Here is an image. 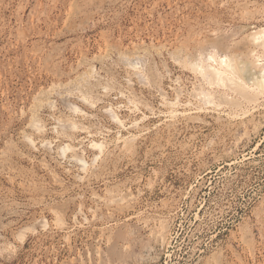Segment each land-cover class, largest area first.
<instances>
[{
  "label": "rangeland",
  "instance_id": "1",
  "mask_svg": "<svg viewBox=\"0 0 264 264\" xmlns=\"http://www.w3.org/2000/svg\"><path fill=\"white\" fill-rule=\"evenodd\" d=\"M263 29L264 0H0V264H264V95L207 70L252 89Z\"/></svg>",
  "mask_w": 264,
  "mask_h": 264
},
{
  "label": "bare ground",
  "instance_id": "2",
  "mask_svg": "<svg viewBox=\"0 0 264 264\" xmlns=\"http://www.w3.org/2000/svg\"><path fill=\"white\" fill-rule=\"evenodd\" d=\"M252 42L254 43V44H256V46L257 47H261V48H263L264 49V29L263 30H261V31H259V32H257V33H255V34H253L252 35ZM248 43V42H247ZM214 51V50H213ZM253 51H255V50H253ZM215 55V54H214ZM257 55V54H256ZM256 55H254V53L251 55L252 57V60L251 61H247L246 62V64L245 65H243V66H245L246 68L248 67V66H251V68H254V69H256V72H255V74L256 75H250L251 76V78H248L249 79V81L248 82H250V81H252V82H250L251 84H252V86H254L252 89H248V87H246V84H245V82L243 81L244 80V78L240 75V70H239V65H238V67H235V63L233 62V61H235V60H233L231 57L230 58H228V57H222V58H219L218 60H220V63H221V65L223 66V67H225L226 69V71H224V72H222V71H220V70H218V69H213L212 68V66L211 65H207V70L208 69H211L212 71H213V75H214V77L213 78H215L216 79V81H218L219 83L220 82H225L226 80V77H227V75L225 74V73H231V75H233V76H231V77H233L232 79H229V77H228V79L229 80H232V81H234V84H235V87H233L234 88V92L237 94V95H240L241 97H244V98H246V99H248V100H253L254 99V96H256V95H264V63L262 64L261 63V59H263V57L262 56H256ZM131 56H133V55H131ZM135 56V55H134ZM250 56V55H249ZM177 57V56H176ZM234 57V56H233ZM134 58V57H133ZM235 58V57H234ZM215 58H213V56H209L208 57V60L209 61H215L214 60ZM132 60V59H131ZM207 60V59H206ZM217 60V61H218ZM132 62V61H131ZM201 63H203L202 61H201ZM197 65V64H196ZM198 65L199 66H201L200 65V62L198 63ZM241 65V66H242ZM199 66H196V67H199ZM204 66V65H203ZM203 66H201V67H203ZM198 69V68H197ZM243 69V68H242ZM206 70V69H205ZM255 71V70H254ZM241 72H243V71H241ZM212 73V72H211ZM245 73H247V72H245ZM242 74V73H241ZM245 75V74H244ZM248 74H246L245 76H247ZM140 76V75H139ZM211 76V75H210ZM234 77H236L237 79H234ZM246 79H247V77H246ZM247 79V80H248ZM229 82V81H228ZM247 82V83H248ZM221 83V84H222ZM232 83V82H231ZM230 83V84H231ZM220 84V85H221ZM224 84V83H223ZM222 84V85H223ZM233 84V85H234ZM249 86V85H248ZM250 87V86H249ZM231 91V90H230ZM234 96V95H233ZM232 96V97H233ZM63 98L65 99L66 98V96L64 97L63 96ZM67 99H69V98H67ZM231 100H232V98H231ZM64 101V100H63ZM233 101V103H236V102H239L238 100H236L235 102H234V100H232ZM257 101V100H256ZM44 103V102H43ZM172 103V102H171ZM232 103V104H233ZM230 104V103H229ZM239 104H240V102H239ZM238 105V104H237ZM66 106V105H65ZM70 108H74L73 110H76L77 108H75V107H70ZM170 110V109H169ZM61 124H63V123H61ZM62 126H64V125H62ZM67 126H68V124H67ZM59 224V223H58ZM23 239V238H22ZM21 240V239H20Z\"/></svg>",
  "mask_w": 264,
  "mask_h": 264
}]
</instances>
